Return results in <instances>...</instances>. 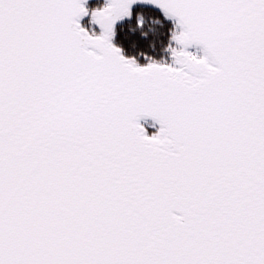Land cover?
Listing matches in <instances>:
<instances>
[{"label":"snow or ice","instance_id":"obj_1","mask_svg":"<svg viewBox=\"0 0 264 264\" xmlns=\"http://www.w3.org/2000/svg\"><path fill=\"white\" fill-rule=\"evenodd\" d=\"M0 264H264V0H0Z\"/></svg>","mask_w":264,"mask_h":264},{"label":"rangeland","instance_id":"obj_2","mask_svg":"<svg viewBox=\"0 0 264 264\" xmlns=\"http://www.w3.org/2000/svg\"><path fill=\"white\" fill-rule=\"evenodd\" d=\"M101 2H102V0H101ZM155 129H149V132H151V131H154Z\"/></svg>","mask_w":264,"mask_h":264}]
</instances>
